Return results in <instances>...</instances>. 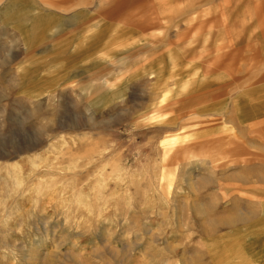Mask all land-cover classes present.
Here are the masks:
<instances>
[{
  "label": "rangeland",
  "instance_id": "obj_1",
  "mask_svg": "<svg viewBox=\"0 0 264 264\" xmlns=\"http://www.w3.org/2000/svg\"><path fill=\"white\" fill-rule=\"evenodd\" d=\"M261 196L264 0H0V264H264Z\"/></svg>",
  "mask_w": 264,
  "mask_h": 264
},
{
  "label": "crops",
  "instance_id": "obj_2",
  "mask_svg": "<svg viewBox=\"0 0 264 264\" xmlns=\"http://www.w3.org/2000/svg\"><path fill=\"white\" fill-rule=\"evenodd\" d=\"M215 150V149H214ZM215 151H218V150H215ZM218 154H219V156H221V154L218 152ZM259 198H261V201H262V205H263V208H262V212L264 213V199L262 198V196L261 197H259Z\"/></svg>",
  "mask_w": 264,
  "mask_h": 264
},
{
  "label": "bare ground",
  "instance_id": "obj_3",
  "mask_svg": "<svg viewBox=\"0 0 264 264\" xmlns=\"http://www.w3.org/2000/svg\"><path fill=\"white\" fill-rule=\"evenodd\" d=\"M189 153V152H188ZM191 156V155H190Z\"/></svg>",
  "mask_w": 264,
  "mask_h": 264
}]
</instances>
